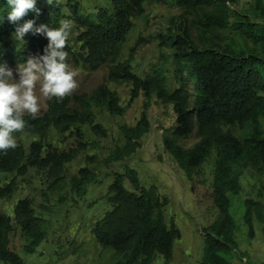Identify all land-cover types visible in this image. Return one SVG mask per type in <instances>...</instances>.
I'll list each match as a JSON object with an SVG mask.
<instances>
[{
    "label": "trees",
    "instance_id": "obj_1",
    "mask_svg": "<svg viewBox=\"0 0 264 264\" xmlns=\"http://www.w3.org/2000/svg\"><path fill=\"white\" fill-rule=\"evenodd\" d=\"M160 1L110 0L109 6L90 12L78 0H37L39 16L30 12L20 21L31 19L36 26L50 28L70 21L65 48L69 67L92 72L107 66L106 82L124 87L127 95L123 103L120 95L102 83L90 94L48 98L45 111L35 118L24 114L25 128L13 135H28L32 141L27 148L18 143L15 149L0 152V200L12 199L18 179L30 171L48 191L62 190L67 166L83 156L85 163L68 182L71 192L81 198L86 188L97 182L90 169L96 156L88 154L98 149V141L107 138L98 121L105 116L122 117L142 96L139 120L134 126L119 128L122 144L102 163L108 166L135 154L150 130L152 104L169 107L173 122L162 128V148L187 179L215 155L212 197L218 215L203 231L200 264H229L221 254L237 248L230 197L241 192L245 170L264 175V0H247V9L241 12L232 9L240 0H171L179 16L170 18L164 30L145 40L157 45L159 64L151 73L139 76L132 66L135 48L123 59L125 44L134 21ZM8 11L5 0H0V63L16 66L30 56L45 54L48 40L43 35L29 33L24 42L12 38L15 26L7 20ZM142 40L140 37L138 44ZM83 127L95 137L91 143L85 140ZM192 135L197 141L187 147L186 140ZM56 137L78 138L80 142L61 150L54 140L49 141ZM101 200L110 209L92 225L91 234L103 250L113 251V264H151L155 257L162 258L161 264L170 263L174 243L181 235L174 224L165 221L168 199L155 187L143 188L138 173L126 168L112 174ZM244 205V224L252 235V221L263 220L264 207L251 199ZM15 227L22 233L27 254H34L46 239V221L36 214L33 201L27 197L17 200L12 216L0 213L3 264H25L9 248Z\"/></svg>",
    "mask_w": 264,
    "mask_h": 264
},
{
    "label": "rangeland",
    "instance_id": "obj_2",
    "mask_svg": "<svg viewBox=\"0 0 264 264\" xmlns=\"http://www.w3.org/2000/svg\"><path fill=\"white\" fill-rule=\"evenodd\" d=\"M85 11H94L99 6H109L110 0H81ZM248 7L247 0H240L234 11L241 12ZM179 11L171 5V0L148 6L145 15L135 21L123 52L126 59L130 49L135 48V60L132 64L134 71L140 76L151 73L159 64L160 52L156 44H147L149 36L164 30L172 17H178ZM143 38L138 44L137 40ZM16 66L13 67L15 70ZM69 70L76 73L77 88L73 95L90 93L104 82L108 67L104 66L96 72ZM18 79V77H17ZM123 98L125 103L127 91L122 86L109 85ZM39 98L41 114L46 109L47 99L40 90L35 89ZM142 110V99L135 101L122 118L105 116L100 119L107 132V138L98 141L99 147L88 155H95L96 162L92 170L96 172L97 182L86 188L81 197L74 195L69 187V179L83 165V156L79 157L66 168L62 190L48 191L46 184H41L40 177L30 171L23 179H18V189L12 199L0 200V213L12 216V210L17 200L29 198L34 203L38 216L46 221V239L36 249L34 254L23 251L25 240L19 228L15 227L10 236L9 248L17 253L25 264H113L115 254L111 250H103L91 234L92 225L100 220L110 209L101 200L112 181L111 174L122 173L125 168L136 170L142 187H156L160 196L168 199L163 210L165 221L174 224L180 232V239L175 241L173 256L169 264H200L204 248V229L208 228L217 218V210L213 204L212 176L215 155L212 153L206 163L188 180L176 163L163 152L161 147L160 125H168L172 121L169 109L153 105L150 109L149 120L151 128L141 140L140 149L128 160L111 163L105 166L102 162L112 150L122 144L119 126L135 125ZM85 140L89 143L95 138L90 130L82 128ZM31 138L22 136L16 141L25 147ZM55 147L66 150L78 145V138H51ZM197 139L192 135L186 142L191 146ZM2 177V176H1ZM4 177V176H3ZM6 178V176L4 177ZM3 183V182H2ZM241 192L230 197V214L236 224L235 242L237 248L229 250L223 256L229 264H264V218L261 222L252 221L253 233H248L244 224V201L251 199L260 202L264 207V175L254 169L245 170L242 174ZM264 216V213H263ZM161 257H155L151 264H161ZM0 264H3L0 262Z\"/></svg>",
    "mask_w": 264,
    "mask_h": 264
},
{
    "label": "clouds",
    "instance_id": "obj_3",
    "mask_svg": "<svg viewBox=\"0 0 264 264\" xmlns=\"http://www.w3.org/2000/svg\"><path fill=\"white\" fill-rule=\"evenodd\" d=\"M78 1L80 2V4L82 3L81 0ZM5 3L7 5V8L9 9V11L7 12V20L9 23L15 26L14 32L12 33V38L16 42H21V41L24 42V37L29 33H33L36 35L45 36L46 39L48 40V44L43 50L45 54L30 56L22 64H17L15 70H13V67L15 66H9L6 62L0 63V152L6 151L8 149H15L18 143L23 145L22 143L16 141V139L22 136H28V135H22L19 137H15L13 133L21 132L25 128V120L23 118L24 114H30L33 116V118H35L36 114L40 111L39 98L35 94V89L37 88V85H39V90L41 94L49 99L64 98L65 96L72 93V91L76 89L78 86L75 80L76 73L74 71L69 70V68H73V67H69V64L67 63L68 52L65 51L66 44L69 40L71 22L62 21L58 28H50L48 25L45 24H40L39 26H36L35 20H31V19L26 20L23 23H20V21L24 20V17H26L30 12L35 13L37 16H39L40 9L36 7L37 0H5ZM47 3H51V0H47ZM99 7H105V6H99ZM97 9L98 7L95 8L94 11H96ZM0 23H2V18H0ZM73 69L78 70L75 68ZM96 71H92V72H96ZM108 71H109V67H108ZM103 83H106L109 89H111L109 85L119 86L106 82V77ZM111 90L117 93L116 90L113 89ZM90 93H81V94H90ZM140 98L142 99V109H143L144 99L142 96H140L137 100H139ZM132 105L126 108L125 114L132 107ZM153 105H158L161 108L169 109V107H164L160 104L153 103L152 106ZM150 109L148 111V118L150 114ZM122 117H112V118H122ZM172 122L173 120L168 125L159 126L161 128V135H162V128L171 126ZM123 125L131 126L127 124H123ZM123 125H120L119 128ZM150 128H151V123H150ZM31 141L32 138L30 142ZM29 144L26 147L24 145L23 146L27 148ZM186 146L190 147L187 144ZM161 147H162V140H161ZM90 169L92 170V167H90Z\"/></svg>",
    "mask_w": 264,
    "mask_h": 264
}]
</instances>
